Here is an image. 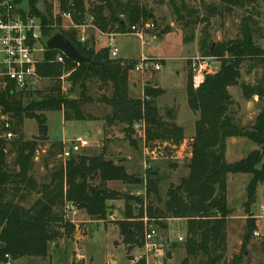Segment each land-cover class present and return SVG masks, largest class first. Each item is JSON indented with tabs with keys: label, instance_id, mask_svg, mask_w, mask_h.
<instances>
[{
	"label": "trees",
	"instance_id": "obj_1",
	"mask_svg": "<svg viewBox=\"0 0 264 264\" xmlns=\"http://www.w3.org/2000/svg\"><path fill=\"white\" fill-rule=\"evenodd\" d=\"M217 1L219 6L202 0L190 7L186 0H151L154 4L168 5L176 20L190 29V34L183 37L185 43L194 40L193 30L199 22L208 23L215 17L224 19L235 9L243 11L237 36L232 40L214 43L206 28L201 30L199 54L218 60L220 68L206 75L197 88L193 87L189 71L185 96L197 119L194 136L184 151L190 156L186 165L188 174L168 187L166 200L162 201L161 179L149 170L143 179L145 196L138 198L107 188L106 183L111 181L136 185L140 180L128 175L121 164L105 160L104 152L64 160L61 157L64 144L49 141L45 113L61 112L64 122L100 121L103 149L112 140L109 133L116 128L122 140L135 151L138 143L143 142L148 162L150 158L177 157L185 141L183 128L175 122L177 108L160 110L157 99L164 91L153 86L145 85L142 96L132 97L129 73L137 64L135 60L110 59L108 48H94V36L81 44L74 29L62 28L50 5H45L40 13L35 9L37 0H29L30 15L40 18L44 39L61 34L82 56L100 65L78 66L65 56L64 63H57L54 60L62 53L45 50L43 61L37 66L38 74L49 82L43 93H18L10 85L0 87V111L9 116L15 137L11 140L0 136V264L22 258L47 261L51 245H57L63 238L70 239L75 233L66 220L68 207L83 211L92 221L104 222L109 216L107 203L119 199L124 201L125 211L116 226L126 251L144 245L147 226L165 229L168 220L180 219L186 221V238L183 244L172 248L184 250L182 264H241L258 226L256 219H247L242 227L239 254L227 258L231 210L227 208L226 178L237 174L251 177L244 208L259 186L264 185V49L258 43L264 39L259 9L264 0ZM15 2L20 4L21 0ZM60 11L69 13L77 25L90 16L96 28L109 33H125L129 27L150 19V12L141 0H108L105 4L95 0H60ZM115 15L122 19L113 22ZM246 61L250 62L249 72L261 71L253 85L239 84ZM63 82L69 83V91L63 89ZM237 86L243 96L257 97L263 103L250 126H241L235 118V104L228 90ZM75 90L76 96H69ZM34 95L39 99H34ZM28 119L36 121L38 135L25 140L23 125ZM238 138L249 140L259 150L227 164L226 141ZM39 152L44 155L43 174L37 179L33 170Z\"/></svg>",
	"mask_w": 264,
	"mask_h": 264
},
{
	"label": "rangeland",
	"instance_id": "obj_2",
	"mask_svg": "<svg viewBox=\"0 0 264 264\" xmlns=\"http://www.w3.org/2000/svg\"><path fill=\"white\" fill-rule=\"evenodd\" d=\"M202 0H186V4L190 7H195L199 5ZM204 2H211L216 5L220 3L215 0H204ZM141 3L145 5L147 10L150 12V22L154 24V29L147 31V36H154L153 40L148 39L144 41L145 46H141V42L136 37L126 38H116L117 41L113 44L117 46L119 53L118 57H130L135 59V62H140V59L144 56L145 58H152L148 55H156L157 57H162L164 60L157 58H152L158 60L165 67V74H169L172 71L171 80L177 81V85L174 89L169 90L167 95L164 96L160 101L158 100V105L160 107L171 106V99H175L180 104V111L177 118V123L184 127L185 138L188 139L189 135L194 134V122L197 119V115L189 110L185 96L186 82L189 76L190 67L189 59L195 56H200L197 50V42L201 36V30L206 28L211 36V40L214 43L226 40H232L237 36V26L239 23V18L243 14L242 10H234V13L230 16H226L224 19L220 17H215L210 19L208 23L199 22L195 29L193 30L194 40L185 43L183 41L184 36L190 34V29L183 26L182 23L176 20V17L172 14L171 9L168 5L164 4H154L151 0H141ZM51 4L48 0H37L35 4V9L42 13L44 11V6ZM261 22L264 26V4L259 3ZM52 7V6H51ZM20 8L23 10H29V0H21ZM53 16L61 21V26L64 29L69 26V21L63 18L60 14V3L53 10ZM108 14V13H106ZM114 21L117 18H121L120 15H115ZM78 35L81 34L80 30H75ZM87 35L94 36L95 32H87ZM145 36V38L147 37ZM166 37V38H165ZM168 40L173 44H159V40ZM259 45L264 49V39L260 40ZM100 47H96L99 50ZM143 55V56H142ZM250 62L246 61L242 64L241 76L239 79V84L253 85L255 78L261 75L260 70L248 71ZM220 68V63L218 60L213 59L209 62V69L206 75L213 74ZM190 71V72H189ZM160 72L149 74H139L135 71L129 73V84H130V94L134 98H139L141 96V91L145 85L147 86H157V80L159 78ZM205 75V76H206ZM256 76V77H255ZM152 78V79H151ZM170 83L169 81L164 82ZM133 84L136 86L133 87ZM49 82L44 80L37 89L32 90L33 92L43 93L48 87ZM63 89L69 91L70 85L67 82L62 83ZM32 92V93H33ZM77 90L74 93H70L69 96L75 97ZM232 101L235 104L233 109L236 111L237 123L241 126H250L254 121L258 113L260 112L263 103L259 101L257 97L247 98L242 95L240 86L231 87L228 90ZM34 99H39V97L34 95ZM185 100V101H184ZM1 112V111H0ZM98 112V110H96ZM2 114V112H1ZM47 119V136L50 142H71L75 139H83L86 142L87 148L81 150L79 155H96L100 154L102 151V123L100 121H69L64 122L61 112H48L45 113ZM4 119L0 118V127L2 135L5 138V134L11 132V125L9 130H5L3 123H9L8 115L2 114ZM10 120V119H9ZM10 124V123H9ZM137 129V128H136ZM115 129L114 131H117ZM89 136H85L86 133ZM112 132V131H111ZM12 133V132H11ZM38 135L37 123L35 120H26L23 125V137L25 140H30ZM115 136H118L115 134ZM15 138L14 136L11 140ZM239 139V138H238ZM235 141V144L227 143V156L226 163L232 164L244 159L251 151L259 150V147L255 146L247 139H240ZM188 142V141H187ZM114 145L119 148V154L113 149V146H108L107 150L104 151L105 159L120 160L122 157L126 159L125 167L126 171L133 175L135 178L140 180L139 184L133 185V189L129 191H123L125 194H130L138 198H144V191L141 189L143 186L142 175L145 174L147 170L153 172L156 176H159L162 180L160 183V197L162 201L166 200V191L170 186L171 182L174 181L179 176H183L188 173L186 165L190 156L185 154L184 151H180L176 159L173 160H153L150 158L146 162L147 152L145 150L143 142L138 143V149L135 151L129 147L128 143H123L120 141H115ZM122 154V157H121ZM43 153H37L35 157V167L33 170V175L38 179L43 171L41 170V160L43 158ZM143 156V157H142ZM143 168V171H142ZM134 173V174H133ZM140 173V174H139ZM141 175V176H140ZM237 179L233 182L228 179L227 192H228V208L231 210L228 222V251L226 254L227 258L231 256L238 255L242 240V227L246 223L247 219H256L258 236L253 235L248 250L244 252L241 259V264H264V212L260 210V207L264 208V186L257 189L255 195L247 203L246 208L244 204L247 201L246 185L250 180L249 175H237ZM122 192V191H121ZM140 193V194H139ZM121 202H112L110 204L112 211L111 215L113 219H107V222L100 223L98 225H89L87 218L83 213L77 212L76 214L66 213V220L69 222L75 230V233L70 239H61L58 241L57 245H51L50 247V257L47 261L40 258H22L15 262H9L10 264H131L130 260L132 256H139V249H134L130 252L126 251L125 246L121 242V237L118 233V228L116 222L124 218V201L119 199ZM244 202V203H243ZM243 203V205H242ZM108 206V207H110ZM154 206H161L154 203ZM169 224V230H162L159 227L155 228L157 232V237L155 242L161 246L159 254L156 258H151V262H156V264H182L184 259L183 249H172L171 245L168 243V239L176 244H179L178 238L186 235V223H178L173 219L167 221ZM90 226L92 229V235L90 233ZM76 230H79L77 235ZM87 233V234H86ZM185 240V239H184ZM184 243V241H183ZM182 243V244H183ZM169 256V257H168ZM83 257V258H82ZM8 263V264H9ZM142 264V263H141Z\"/></svg>",
	"mask_w": 264,
	"mask_h": 264
},
{
	"label": "built area",
	"instance_id": "obj_3",
	"mask_svg": "<svg viewBox=\"0 0 264 264\" xmlns=\"http://www.w3.org/2000/svg\"><path fill=\"white\" fill-rule=\"evenodd\" d=\"M48 2L54 10L59 5L60 0H48ZM60 15L69 21V26L66 28L80 30L81 34L78 35V41L81 44L90 39L87 32H95L92 45L95 49L96 47L108 48L110 59H118L119 50L113 44L116 36H134L144 45L147 31L154 29V24L147 20L129 27L125 33H109L96 28L90 16L84 23L77 25L72 21L69 13ZM42 30V22L39 17L30 15L27 9L20 8V4H17L15 0H0V87L2 89L10 85L15 92L24 93L37 89L45 80L37 72V66L43 61L45 50H47V40L43 38ZM213 59L195 56L188 60L194 88L203 83L209 69V62ZM54 61L64 63V55H58ZM161 69L162 63L160 61L143 56L132 71L142 75L149 72H160ZM0 118H5L2 117L1 112ZM3 127L5 130H9L10 124L4 122ZM12 137L11 132L5 134L6 139ZM85 147L86 142L84 140L75 139L64 145L61 157L67 160L79 155ZM260 210L264 212L263 207H260ZM143 221L147 223L146 218ZM254 235L258 236L256 232ZM156 237L155 228L147 226L144 234V245L139 249L140 255L132 256L131 264H156V262H151V258H156L161 249V246L155 242ZM179 242H182L181 238H179Z\"/></svg>",
	"mask_w": 264,
	"mask_h": 264
},
{
	"label": "crops",
	"instance_id": "obj_4",
	"mask_svg": "<svg viewBox=\"0 0 264 264\" xmlns=\"http://www.w3.org/2000/svg\"><path fill=\"white\" fill-rule=\"evenodd\" d=\"M204 1V0H203ZM262 26H263V24H262ZM264 27V26H263ZM123 36H125V35H120V36H116L115 37V42L117 41V39L116 38H123ZM147 36V35H146ZM126 38H128V37H134V36H125ZM150 39L151 38V40H153V38H154V36H152L151 35V37L150 36H147L145 39H146V41L148 40V39ZM166 38V37H165ZM159 44H161V45H163V44H173L171 41H168V40H159ZM141 46H143L142 44H141ZM144 46H145V44H144ZM117 47V46H116ZM197 50H198V42H197ZM199 52V51H198ZM143 56V55H142ZM149 57H152V58H157V59H160V60H164V58H162V57H157L156 55H148ZM118 59H124V60H135V59H132V58H130V57H118ZM164 67H165V61H164V66L162 65V69H161V73L159 74V78H158V80H157V86L156 85H154L153 87H155V88H157V89H161V90H163L164 91V94L161 96V97H159L158 99H157V102H158V100L160 101V99H162L164 96H166L167 95V93H168V91L169 90H172V89H174V87H176L179 83L177 82V81H174V80H171V75H172V71H171V73H169V74H165V72H164ZM167 81H169L170 83H166V85L164 84V82H167ZM136 85L135 84H133V87H135ZM179 86V85H178ZM141 92H143V91H141ZM141 96H142V93H141ZM185 101V100H184ZM171 102H172V104H171V106H167V107H160L159 105H158V103H157V106H158V108L160 109V110H163V109H170V108H172V107H176L177 108V115H176V124L177 125H179L178 123H177V118H178V114H179V111H180V104L175 100V99H171ZM186 103H187V100L185 101ZM194 115V114H193ZM195 123V122H194ZM179 126H181L182 128H183V130H184V127L182 126V125H179ZM116 129V128H115ZM115 129H112L111 131V133H109V135H113V137H112V140L108 143V145H107V147H106V149H103L102 148V151H101V153L102 152H104V151H106L107 150V148H108V146H113V149H115V151L117 152L116 154H117V156H118V154L120 153L119 152V148L118 147H116V145H114V142L115 141H120V142H123V143H126L125 141H123L122 140V136H121V134L118 132V130L117 131H114ZM115 134L116 135H118V136H115ZM85 136H89V133L87 132L86 133V135ZM184 136H185V132H184ZM194 136V134L193 135H189L188 136V139H186L185 138V141H184V143H183V145L180 147V149H179V152H178V154H177V156L179 155V153H180V151L182 152V151H184L183 149H185V147H186V143H187V141L188 140H190L192 137ZM103 137V136H102ZM103 139V138H102ZM240 139H242V138H239L238 140H240ZM83 140V139H82ZM85 141V140H84ZM235 141H237V139H228L227 141H226V150H225V159H226V156H227V143H230V144H235ZM64 145L67 143V142H63V141H61ZM87 142V141H86ZM87 146H88V143H87ZM87 146L85 147V148H87ZM101 147H102V144H101ZM130 147V146H129ZM85 148H83V149H85ZM82 149V150H83ZM100 153V154H101ZM100 154H96V155H93V156H98V155H100ZM87 156H90V155H87ZM121 157H122V154H121ZM143 157V156H142ZM105 158V157H104ZM177 158V157H176ZM175 158V159H176ZM153 160H157V159H154V158H152ZM105 160H111V161H113L114 162V164H121L124 168H125V171H126V167H125V163H126V159L125 158H121L120 160H113V159H105ZM142 171H143V168H142ZM126 173L128 174V175H131L130 173H128L127 171H126ZM134 174V173H133ZM140 174V173H139ZM187 172H186V174L185 175H183V176H179V177H177L176 179H174V181L173 182H171V184H175L176 182H177V180L179 179V178H183V177H186L187 176ZM237 175H243V174H237ZM237 175H227V178H226V201L228 200V192H227V183H228V179L229 180H231V181H235L237 178ZM141 176V175H140ZM142 177H144L145 178V174L144 175H142ZM157 177H159V176H157ZM160 178V177H159ZM161 179V178H160ZM161 182H162V180H161ZM249 183V182H248ZM170 184V185H171ZM106 186H107V188H109L110 190H113V191H116V192H121V193H124L125 191H129V190H131V189H133V185H124V184H122L121 182H119V181H111V182H107L106 183ZM262 186H264V185H262ZM246 187H247V185H246ZM259 187H261V186H259ZM141 189L144 191V196H145V188H144V183H143V186H141ZM124 191V192H123ZM140 194V193H139ZM112 202H121L120 200H114V201H110V202H108L107 203V206H110V204L112 203ZM246 202V201H245ZM244 203V202H243ZM243 203H242V205H243ZM227 208H228V203H227ZM229 209V208H228ZM230 210V209H229ZM111 211H112V208H111V206L110 207H108V214H109V216H108V219H110L111 217L113 218V216H115V214H113V215H111ZM67 212H69V213H71V214H76L77 212H81V213H83L84 214V216L87 218V221L86 222H88V224L89 225H91L92 226V224H96V225H98V224H100V223H105V222H107V220L106 221H104V222H102V221H92V220H90V218L83 212V211H77V210H74L73 208H71V207H68L67 208ZM66 212V213H67ZM174 220H176L178 223H180V222H184V223H186V221L185 220H180V219H174ZM168 221H170V220H168ZM173 221V220H172ZM91 226H90V233H89V231H87V233L88 234H91L92 235V229H91ZM155 228H157V227H155ZM162 230H169V224L168 223H166V228L165 229H162ZM76 233H77V235L79 234V230H76ZM86 233V234H87ZM179 238H181L182 239V242H179ZM178 238V242H179V244H176V243H173V242H171L170 241V238L168 239V243L171 245V247L172 246H179V245H181L182 243H183V241H184V239L186 238V235L184 234L182 237H179ZM172 249H176V248H172ZM179 249H181V248H179ZM13 262H15V261H13ZM10 264V263H9Z\"/></svg>",
	"mask_w": 264,
	"mask_h": 264
},
{
	"label": "water",
	"instance_id": "obj_5",
	"mask_svg": "<svg viewBox=\"0 0 264 264\" xmlns=\"http://www.w3.org/2000/svg\"><path fill=\"white\" fill-rule=\"evenodd\" d=\"M99 4H105L108 0H95ZM46 48L48 51H58L62 53L67 59L77 64L78 66H83L85 64H92L98 66L100 64L94 63L91 60L82 56L77 49L71 44L63 35L56 34L51 37L46 42ZM169 257V256H168Z\"/></svg>",
	"mask_w": 264,
	"mask_h": 264
}]
</instances>
